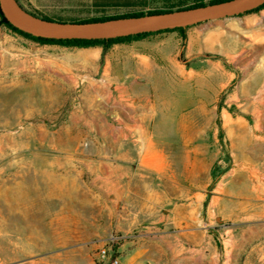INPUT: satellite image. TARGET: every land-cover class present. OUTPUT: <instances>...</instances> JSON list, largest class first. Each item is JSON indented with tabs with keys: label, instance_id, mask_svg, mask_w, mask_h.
Segmentation results:
<instances>
[{
	"label": "rangeland",
	"instance_id": "374dc122",
	"mask_svg": "<svg viewBox=\"0 0 264 264\" xmlns=\"http://www.w3.org/2000/svg\"><path fill=\"white\" fill-rule=\"evenodd\" d=\"M184 36L169 77L158 73L149 101L136 106L104 74L110 49L94 62L85 48L39 44L0 26V183L12 205L34 206L38 234L21 263L11 245L0 246V264H31V255L36 264L98 263L111 235L139 240L126 247H138L135 264H264V7ZM52 55L60 67L69 56V71L56 70ZM142 113L144 142L133 131ZM141 152L165 166L122 168L157 197L131 221L119 215L137 199L99 204L110 183L98 161ZM46 201L52 229L42 221Z\"/></svg>",
	"mask_w": 264,
	"mask_h": 264
},
{
	"label": "crops",
	"instance_id": "0c3cea01",
	"mask_svg": "<svg viewBox=\"0 0 264 264\" xmlns=\"http://www.w3.org/2000/svg\"><path fill=\"white\" fill-rule=\"evenodd\" d=\"M195 0H16L19 6H29L34 10L42 13L45 16L55 18L57 20L69 21L72 17H87V16H100V15H114L122 14L133 11H146L153 8H159L166 4L187 3L191 4ZM206 1V0H199ZM26 8V7H24ZM197 34L202 31V28L194 30ZM195 33V34H196ZM180 36L177 32H161L149 35L137 40L127 43H120L113 45L110 49V56L105 62L104 74L110 79L111 86L113 85L120 100L123 102L147 103L149 101L148 93L152 86V80L156 78L158 73L161 77H169L168 66L174 65L176 55L174 49L180 43ZM101 48H85L83 56H89L94 62H97L101 57ZM115 53V54H113ZM51 65L56 70L69 71V56L62 57L61 67L59 66L57 58L52 55ZM65 58V65H64ZM68 88V85H67ZM117 98L116 101L119 102ZM135 106V107H136ZM129 117L128 114L125 115ZM124 118L123 114L115 115V118ZM146 115L139 118L136 123L135 134H138L139 141L144 142L143 136L148 133L144 127L143 119ZM134 126V125H132ZM136 140V141H137ZM138 143V141H137ZM144 148V147H143ZM143 148H139L140 151ZM141 157L133 160L131 158L108 159L98 161L100 167L101 182L110 183V186L100 192H97V199L99 204L103 207L107 206V199H114L118 206V199L124 198L127 200L137 199L138 201L126 207V212L117 213L119 216H129L128 220L136 221L140 213L148 205L156 207L157 197L149 198L145 196V190L148 186L133 182V176L128 174V170H123V167L137 166L148 168H159L165 166L163 161L154 160L147 162L143 158V152L140 153ZM7 184L4 180L0 183V246L11 245L13 250L19 258L17 262H22V247L27 246L33 248L38 239L37 230L32 227L35 220L31 216L34 211V206H15L11 204L7 196ZM120 189V190H119ZM3 194V195H2ZM45 199H52V193H45ZM150 199H153L151 201ZM130 205L129 203H127ZM41 213L44 214L42 221L52 229L53 217L52 210L48 208L47 201L41 206ZM13 215L14 218L7 217ZM123 218V217H122ZM11 224L13 229L11 230ZM48 229V228H46ZM12 235V239L11 236ZM12 240V241H11ZM104 241V240H102ZM101 241V242H102ZM139 240L131 243L121 242L118 246V253L120 256L121 264H135L140 258L141 254L138 252V247L129 246L130 244H138ZM36 247V245H35ZM16 262V261H15ZM37 255L32 256L30 259L31 264H36Z\"/></svg>",
	"mask_w": 264,
	"mask_h": 264
},
{
	"label": "water",
	"instance_id": "95a60500",
	"mask_svg": "<svg viewBox=\"0 0 264 264\" xmlns=\"http://www.w3.org/2000/svg\"><path fill=\"white\" fill-rule=\"evenodd\" d=\"M262 5H264V0H228L214 5L147 15L140 18L93 23H61L32 17L21 10L14 0H0V12L12 27L34 37L98 40L187 28L243 14Z\"/></svg>",
	"mask_w": 264,
	"mask_h": 264
},
{
	"label": "trees",
	"instance_id": "16d2710c",
	"mask_svg": "<svg viewBox=\"0 0 264 264\" xmlns=\"http://www.w3.org/2000/svg\"><path fill=\"white\" fill-rule=\"evenodd\" d=\"M228 0H206V1H199L195 0L191 4H187L184 2L177 3V4H166L159 8H153L146 11H133V12H126L122 14H114V15H100V16H87V17H72V20L69 21H62L57 20L55 18L45 16V15H36L39 18L46 20V21H54V22H61V23H93V22H103L108 20H115V19H127V18H140L147 15H157L162 14L166 12H172L177 10H185V9H191V8H197V7H204L207 5H214L218 3H223ZM264 7L262 5L258 9ZM255 11V10H253ZM0 26H5L12 32L20 35L21 37L25 39H29L31 41H34L39 44H51V45H58L63 47H75V48H92V47H100L101 53L104 55V53L115 44L120 43H127L133 40H137L149 35L161 33V32H177L181 39H184V32L186 28H177L174 30H166V31H159V32H153V33H144L139 35H132V36H126V37H119L114 39H98V40H54V39H46V38H40V37H34L29 34L23 33L14 27H12L6 19L3 17L2 13L0 12Z\"/></svg>",
	"mask_w": 264,
	"mask_h": 264
},
{
	"label": "built area",
	"instance_id": "2783aa9c",
	"mask_svg": "<svg viewBox=\"0 0 264 264\" xmlns=\"http://www.w3.org/2000/svg\"><path fill=\"white\" fill-rule=\"evenodd\" d=\"M122 239L121 236L111 235L100 243L97 252L98 264H121L118 246Z\"/></svg>",
	"mask_w": 264,
	"mask_h": 264
}]
</instances>
